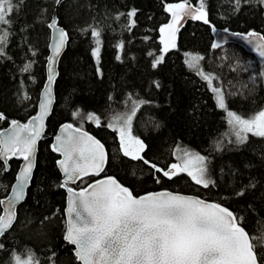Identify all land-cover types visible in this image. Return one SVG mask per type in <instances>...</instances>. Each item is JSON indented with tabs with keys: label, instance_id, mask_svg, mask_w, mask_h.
Here are the masks:
<instances>
[{
	"label": "trees",
	"instance_id": "obj_1",
	"mask_svg": "<svg viewBox=\"0 0 264 264\" xmlns=\"http://www.w3.org/2000/svg\"><path fill=\"white\" fill-rule=\"evenodd\" d=\"M172 1L178 0H62L59 5L54 0H14L19 8L11 16L5 54L0 56V111L7 118L0 121V129L12 118L26 121L37 110L46 79L48 24L57 13L70 39L60 62L48 132L64 121L82 126L107 145L106 173L116 175L135 193L168 188L219 201L243 217L251 233L257 221H264V137L249 134L245 143H236L226 112L217 107L208 83L197 72L208 70L216 76L213 86L225 93L227 108L247 116L264 106V63L236 44L213 48L211 25L200 21L188 22L176 48L164 53L159 29L169 18L165 4ZM190 2L199 4V0ZM205 7L218 27L264 33L261 0H241L239 10L234 0H205ZM132 11L135 16L129 17ZM132 20L135 25L130 27ZM93 30L101 34L99 63L93 56L97 47ZM185 53L204 57L199 68L188 67ZM160 55L163 61L153 67ZM29 63L31 69L23 72ZM22 90L31 106L21 99ZM129 97L146 101L132 125L146 146L141 155L149 164L118 152L119 132L108 127L118 112L130 114ZM77 111L80 117L73 116ZM88 113L100 118L99 126L83 118ZM50 142L51 137L41 141L34 177L16 223L0 239L4 245L0 264H12V253L26 250L33 251L40 264H51L52 252L55 264H78L73 246L63 239L66 191L57 167L59 156ZM178 149L207 157L215 185L204 188L187 173L169 179L150 166L154 163L167 170L177 159ZM18 163L12 159L7 170L0 160V200L10 191ZM92 179H84L77 187ZM240 191L244 195L238 196Z\"/></svg>",
	"mask_w": 264,
	"mask_h": 264
},
{
	"label": "snow or ice",
	"instance_id": "obj_2",
	"mask_svg": "<svg viewBox=\"0 0 264 264\" xmlns=\"http://www.w3.org/2000/svg\"><path fill=\"white\" fill-rule=\"evenodd\" d=\"M54 2L59 5L62 0ZM261 2L264 3V0ZM234 3L236 10H239L241 0H234ZM189 5L190 0L167 5L171 22L159 29L164 53L176 48L178 24L184 18L210 23L205 0H199L198 7ZM18 8L19 5L14 0H0V56L5 54L4 48L9 36L7 29L11 27V16ZM128 15L134 17L135 11ZM134 25L135 21L132 20L129 26ZM48 27L54 30L56 37L52 45L53 55L49 57L48 82L38 105L39 112L26 124L12 120L9 129L0 131V160L17 157L25 161L13 188L9 207L0 215V237L13 227L17 219L15 202L25 199V188L34 168L37 142L53 105L52 85L56 76L53 65L66 45L68 34L63 28L57 27L56 18H53ZM100 35L99 31H92V36L96 38L97 47L93 50V56L97 63L100 56ZM242 38L253 44L254 50L264 58V34L251 31L243 34ZM212 47L219 48L221 45L216 43ZM185 56V63L189 68H199V62L204 59L199 54L185 53ZM163 59V55L156 58L153 67ZM30 69L31 63L26 64L22 71L28 72ZM197 75L208 83L217 107L226 112L227 124L236 143H245L249 134L264 137V109L247 116L229 110L225 93L213 86L217 77L204 73L202 69ZM24 99L30 97L25 95ZM129 100L132 104L130 114L113 116L108 127L119 132L124 156L149 164L141 155L146 147L144 142L132 132L133 118L146 101L131 100V97ZM81 115L79 111L73 113L76 117ZM83 118L94 121L97 126L101 123L100 118L92 113ZM6 119L0 113V121ZM61 132L68 134L56 136L52 149L63 156L58 161L64 174L61 187L68 192L63 239L74 246L73 255L78 264H264V251H258L264 249V221H257L256 229L250 233L243 226L244 218L220 203L170 191L137 196L111 176L94 180L79 190L69 187L70 183L83 181L85 177L100 176L105 169L107 153L104 145L83 131L82 126L73 128L72 124H65ZM177 159L182 160V164L174 163L167 170L154 163L150 166L169 179L179 173H187L197 185L204 188L215 185V181L209 176L207 157L183 150V156H178ZM237 195L242 196L244 192H237ZM3 204L5 201L0 200V205ZM3 247L0 243V249ZM55 256L56 253L52 252L48 258L51 264H55ZM12 262L40 264V259L31 250L22 253L14 251Z\"/></svg>",
	"mask_w": 264,
	"mask_h": 264
},
{
	"label": "water",
	"instance_id": "obj_3",
	"mask_svg": "<svg viewBox=\"0 0 264 264\" xmlns=\"http://www.w3.org/2000/svg\"><path fill=\"white\" fill-rule=\"evenodd\" d=\"M180 2H183V0L168 2V3L165 4V7H167V5H169V4H175V3H180ZM189 6L190 7H198V5H196L193 2H190V5ZM167 13L169 15V18L164 23V25L171 22V13H169L168 11H167ZM207 13H208V11H207ZM53 18H56L57 19V27L58 28H63L65 30V32L68 34V39H67L66 45L63 48V50L61 51L59 57L56 58V63L53 65V67L55 69V74H56L55 81H54V83L52 85L53 105H52V109H51L49 115L45 119V127H44V131H43V133L41 135V138L37 142V148H36L35 160H34V168H33V172H32V177H31L28 185L25 188V199H26V196H27L28 188L30 187V185L32 183V180H33V177H34V172H35V169H36V166H37V159H38V153H39V147H40L41 141L46 140L49 137H51L50 148L53 151L52 146L56 143V136H58V135H65L66 136L68 134V133H62L61 132V129H62V127L65 124H72L73 125V128H79L80 127V126L74 124L73 122L64 121V122H62V123H60L58 125V127L56 128V130L54 132H52L51 134L48 132V122H49V119H50V117H51V115L53 113V110H54V107H55V104H56V100H57V89H56V86H57V81H58L59 73H60V62H61V59H62V57H63V55H64V53H65V51H66V49L68 47V43H69V39H70V34H69L68 30L62 24H60L59 17L57 15V13H54L53 14V16H52V18H51V20H50L49 23L52 22ZM208 20L210 21L209 14H208ZM190 21H197V20H192L190 18H184L183 20H181L180 24H178L179 31H178V33L176 35V42H177V40L179 38V35H180V32L182 31V29ZM200 22H202V21H200ZM208 25H211L212 35H213L214 41L216 43H219L221 46H225L227 44H236V45H239L244 50H246L248 53L252 54L257 59L258 62L264 63V58L260 57L259 54H258V52L254 50V45L253 44H249L246 40H244L242 38L243 34H247L248 32H251V31H255V32L260 33V34H264V33H262L261 31H258V30L241 31V30H232V29H229V28H226V27H218V26H215L213 23H211V21H210V23ZM213 28H215V31H213ZM225 29H227V31H225ZM236 34H241V35H236ZM55 37H56V34H55L54 30L53 29H50L49 53L47 55V60H46V79H45L44 84H43V86H42V88L40 90V93H39V98H38V102H37V110H36V112L34 114H32L26 121H23V120L18 119V118H12V119H10L9 123L5 127L1 128L0 131H5L6 129H9L11 127V121L12 120H16V121H18V122H20L22 124H26V123H28V121L32 117H34V116H36L38 114V112H39L38 105H39V102H40V100H41V98L43 96V93L45 91V86H46V84L48 82L49 57H51L53 55L52 45L55 42ZM0 113H3V112L0 111ZM4 116H5V114H4ZM82 130L85 131V132H87L89 135L93 136L95 139L99 140L104 145L105 150H106V153H107V162L105 164L104 172H102L100 174V176H93L92 177L93 179L90 180L88 183L84 184L83 186L77 187V184H79V182H81V181L78 180L75 183H70L69 184V187H72V188H74L76 190H79L80 188L85 187L87 184L92 183L94 180H99V179H103V178H106L108 176H111V177L116 178L122 185L128 187L130 190L133 191V189L131 187H129L128 185L124 184L116 175L106 173V169H107V165H108V161H109V150H108L107 145L105 144V142L102 141L98 136H96L93 132L89 131L88 129L82 127ZM69 131H71V130H69ZM53 152L59 155V158L57 159V167H58V169L60 171V174H61V178H62L61 184H62L63 183V180H64V174H63V172L61 171V169L59 167L58 161L61 160V159H63V156L59 152H55V151H53ZM12 159H17V160L20 161V163L18 165V168H17V171H16L15 180H14V182L11 185L10 191L7 194V196H5L2 199V200L5 201V204L1 205V214L0 215H3L4 214V210L9 207V201L12 200V197H13V188L17 184V177H18V175H19V173H20L23 165L25 164V161H23L22 158H17V157H12L10 159H7L6 161L2 160L3 163H4V165H5V168L7 170H9L10 167H11V160ZM86 178H89V177H85L84 179H86ZM64 190L66 191V204H67L68 192H67V189L66 188H64ZM160 191H170V192L179 193V194H182V195L195 196V197H199L201 199H204V200H206L208 202H217V203L222 204L225 207H228L224 203H221V202L216 201V200H213V199H208L206 197H202V196H200L198 194H195V193H188V192H183V191H177V190H172V189H168V188H161V189L149 190V191L142 192V193H135L133 191V193H134V195L142 196V195H144L146 193H150V192H160ZM25 199L23 201L15 202L14 211L16 212L17 217H18V209H19V206L25 201ZM228 208L236 214V212L233 209H231L230 207H228ZM65 212H66V205L64 207V216H65ZM65 220H66V216H65ZM15 223H16V221L14 222V224ZM14 224H13V226H14ZM1 238L2 237H0V239ZM73 248H74V246H73Z\"/></svg>",
	"mask_w": 264,
	"mask_h": 264
},
{
	"label": "rangeland",
	"instance_id": "obj_4",
	"mask_svg": "<svg viewBox=\"0 0 264 264\" xmlns=\"http://www.w3.org/2000/svg\"><path fill=\"white\" fill-rule=\"evenodd\" d=\"M205 73L206 74H208L209 72H208V70L207 71H205ZM25 95H27L26 94V91L25 90H22L21 91V94H20V97H21V99L23 100V101H28V106L30 105L31 106V100H29V99H24V97H25ZM28 96V95H27ZM29 97V96H28ZM20 99V100H21ZM261 109H264V106L261 108ZM260 109V110H261ZM230 110V109H229ZM259 111V110H258ZM257 111V112H258ZM117 114H121V112H118ZM116 114V115H117ZM112 121V120H111ZM134 127H133V125H132V132H133V135L134 136H136V137H138L139 138V136L138 135H136V133L134 132V129H133ZM117 150H118V152H121L122 150H121V146H120V143H119V146L117 147ZM189 152H192V151H189ZM193 153H195V152H193ZM178 156H183V151L182 150H180V151H177V155H176V157H178ZM174 163H180V164H182V160H180V159H176L175 161H174ZM12 264H13V262H12Z\"/></svg>",
	"mask_w": 264,
	"mask_h": 264
},
{
	"label": "flooded vegetation",
	"instance_id": "obj_5",
	"mask_svg": "<svg viewBox=\"0 0 264 264\" xmlns=\"http://www.w3.org/2000/svg\"><path fill=\"white\" fill-rule=\"evenodd\" d=\"M58 156H59V155H58ZM16 161L20 163V161H19V160H17V159H16ZM19 163H18V165H19ZM17 168H18V167H17Z\"/></svg>",
	"mask_w": 264,
	"mask_h": 264
},
{
	"label": "bare ground",
	"instance_id": "obj_6",
	"mask_svg": "<svg viewBox=\"0 0 264 264\" xmlns=\"http://www.w3.org/2000/svg\"><path fill=\"white\" fill-rule=\"evenodd\" d=\"M216 26V25H215Z\"/></svg>",
	"mask_w": 264,
	"mask_h": 264
}]
</instances>
